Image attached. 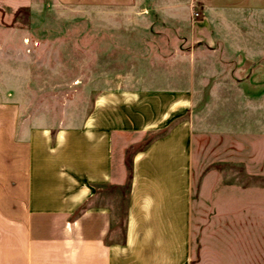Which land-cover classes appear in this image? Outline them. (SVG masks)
I'll use <instances>...</instances> for the list:
<instances>
[{
    "label": "rangeland",
    "instance_id": "1",
    "mask_svg": "<svg viewBox=\"0 0 264 264\" xmlns=\"http://www.w3.org/2000/svg\"><path fill=\"white\" fill-rule=\"evenodd\" d=\"M205 17L194 29L192 0H0V102L52 158L108 141L115 176L173 203L191 264H264V8ZM93 185L76 210L114 203L120 237L128 192Z\"/></svg>",
    "mask_w": 264,
    "mask_h": 264
},
{
    "label": "crops",
    "instance_id": "2",
    "mask_svg": "<svg viewBox=\"0 0 264 264\" xmlns=\"http://www.w3.org/2000/svg\"><path fill=\"white\" fill-rule=\"evenodd\" d=\"M59 1L118 6L130 2ZM192 2L202 16L194 29L218 9L264 8V0ZM72 155L71 151L55 158L44 154L37 139L21 132L18 104L0 102V264H191L185 223L176 227L172 202L153 200L149 191L138 188L136 172L127 191L120 237L114 227V203L97 200L76 210L95 195L93 184L111 182L101 189L120 194L117 186L126 176L112 173L108 141L81 162Z\"/></svg>",
    "mask_w": 264,
    "mask_h": 264
},
{
    "label": "trees",
    "instance_id": "3",
    "mask_svg": "<svg viewBox=\"0 0 264 264\" xmlns=\"http://www.w3.org/2000/svg\"><path fill=\"white\" fill-rule=\"evenodd\" d=\"M156 134H157L156 131H151L144 138H142L140 141L129 145L126 148V152H125L126 157L127 158L132 157L138 150H141L143 148L142 144L148 142L151 139V137H153ZM131 178H132V169H128L126 180H125L124 184L117 186V188L120 190V192L126 193L128 191L130 183H131Z\"/></svg>",
    "mask_w": 264,
    "mask_h": 264
},
{
    "label": "built area",
    "instance_id": "4",
    "mask_svg": "<svg viewBox=\"0 0 264 264\" xmlns=\"http://www.w3.org/2000/svg\"><path fill=\"white\" fill-rule=\"evenodd\" d=\"M195 15H196V16H198V13H197V12H195Z\"/></svg>",
    "mask_w": 264,
    "mask_h": 264
}]
</instances>
